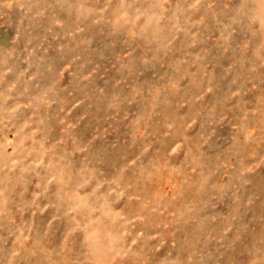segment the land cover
I'll return each instance as SVG.
<instances>
[{
  "label": "rangeland",
  "instance_id": "rangeland-1",
  "mask_svg": "<svg viewBox=\"0 0 264 264\" xmlns=\"http://www.w3.org/2000/svg\"><path fill=\"white\" fill-rule=\"evenodd\" d=\"M0 264H264V0H0Z\"/></svg>",
  "mask_w": 264,
  "mask_h": 264
}]
</instances>
